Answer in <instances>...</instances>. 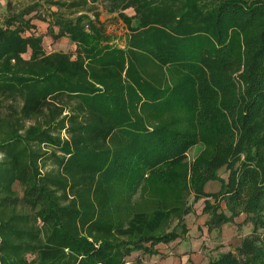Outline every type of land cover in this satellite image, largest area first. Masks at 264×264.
I'll return each instance as SVG.
<instances>
[{"label":"trees","instance_id":"obj_1","mask_svg":"<svg viewBox=\"0 0 264 264\" xmlns=\"http://www.w3.org/2000/svg\"><path fill=\"white\" fill-rule=\"evenodd\" d=\"M87 4L48 21L75 53L35 5L0 23V264L157 255L202 199L210 230L253 224L206 264H264V0H106L123 47Z\"/></svg>","mask_w":264,"mask_h":264},{"label":"rangeland","instance_id":"obj_2","mask_svg":"<svg viewBox=\"0 0 264 264\" xmlns=\"http://www.w3.org/2000/svg\"><path fill=\"white\" fill-rule=\"evenodd\" d=\"M52 1L57 0H4V3L2 5L0 4V23L5 22L11 10L19 12L27 9L29 5H35L36 10L28 15L27 18L36 15V19H34L33 22L37 24L36 32L44 36L43 43L46 50L48 52L65 51L75 53V44L73 42L65 37L54 40L50 35H48L47 26L48 21L53 23L56 20V17L52 13L53 11L58 10L59 13L65 14L67 16H73L74 14L76 15L75 11L78 8L72 7L71 5L81 0H59L64 1L66 3L65 6L54 5ZM105 2L106 0H98L96 2L89 0V4H87L85 8L92 9L90 11V14L93 17L95 12H100L101 23L103 24L106 34L110 35L113 38L114 43L123 47L126 43L128 27L118 16V14H110L104 9ZM128 13L133 14V11L128 10ZM39 17L45 18L47 22L45 23L44 21L40 20ZM55 30L58 31V26H55ZM63 134H65V132H63ZM199 150L200 146L194 147L190 152V158L192 159L193 157H195L198 154ZM45 155L46 154H44L41 166L43 168V171L46 172L53 169V165L51 159L46 161L47 157ZM2 157L3 155L0 154V159ZM44 161H46L45 164ZM220 174L222 177L227 179L228 171L222 169L220 170ZM14 188L20 196L23 195V188L19 182L15 183ZM206 188L207 191L217 192L221 188V182L211 181ZM203 201V199L200 200L196 205L199 211H201V207L204 205ZM194 219V216H192V219H187V224H189L190 227L196 228L197 225L196 222L194 223ZM245 219L246 215L242 214L237 217L234 222L227 223L221 228H215L211 233V236L206 237L207 240L205 241L207 243L202 240L203 234H201L198 230H192V232L189 233L190 235L188 236H185L187 234H183L180 238L181 241L180 239L173 241L167 244L169 245L167 247H165V245L163 244H160V248L158 247L159 251L161 249V254L165 255L164 258H166L171 257V251H175V249L177 248V251L174 253V257L176 260L178 259L177 257H180V261H182V264H184V259L186 256L191 257L190 261L187 264H206L209 261V258L217 256L222 251L235 250L236 246L241 243L242 239L252 232L253 224L251 222L245 221ZM224 226H226L225 229L223 228ZM187 243L190 244L186 247ZM198 250L199 253L197 254L196 252H198ZM202 257L204 258V260H201ZM130 258L131 263L129 264H137L138 258L141 259L142 264H156L160 260V256H158V254L151 256L145 255L142 252H135ZM178 262L179 261L177 260V264Z\"/></svg>","mask_w":264,"mask_h":264},{"label":"crops","instance_id":"obj_3","mask_svg":"<svg viewBox=\"0 0 264 264\" xmlns=\"http://www.w3.org/2000/svg\"><path fill=\"white\" fill-rule=\"evenodd\" d=\"M4 3V0H0V4L2 5ZM0 9H1V7H0ZM75 46V45H74ZM203 207V206H202ZM201 207V211H199L198 210V207L196 206V212L194 213V214H191V215H189V216H191V217H189L188 216V220L189 219H192V216H194L195 217V219H194V223L196 222V225H197V227L196 228H194V227H190V225L188 224V228H189V232L187 233V235H185V236H188V235H190L189 233H191L192 232V230H198L201 234H203V236H202V240L205 242V243H207L205 240H207L206 239V237H208V236H211V233L214 231V229H209V227H208V224H207V222L209 221V219H210V215L209 214H207V213H203V208ZM224 229L226 228V226H224L223 227ZM180 241H181V239H180ZM190 243H187L186 244V247L189 245ZM163 245H165V247H167V246H169V245H167V244H163ZM158 247H159V245H158ZM160 248V247H159ZM200 250V249H199ZM199 250H198V252H196L197 254L199 253ZM160 251H161V249H160ZM177 251V248L175 249V251H171V257H166V258H164V256L165 255H162L161 254V252H160V254H158V256H160V260L158 261V263H156V264H177V260L179 261L178 262V264H182V261H180V257H177L178 259L176 260L175 259V257H174V253ZM195 253V254H196ZM190 259H191V257H189V256H186L185 257V262H184V264H187L189 261H190ZM131 258H128V262L126 263V264H129V263H131ZM201 260H204V258L202 257V259Z\"/></svg>","mask_w":264,"mask_h":264}]
</instances>
